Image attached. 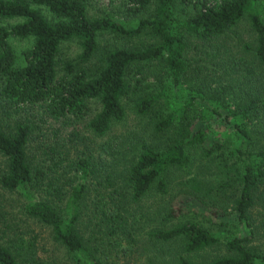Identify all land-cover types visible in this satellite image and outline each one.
<instances>
[{
  "label": "trees",
  "instance_id": "trees-1",
  "mask_svg": "<svg viewBox=\"0 0 264 264\" xmlns=\"http://www.w3.org/2000/svg\"><path fill=\"white\" fill-rule=\"evenodd\" d=\"M89 2L0 0V264H264V0Z\"/></svg>",
  "mask_w": 264,
  "mask_h": 264
},
{
  "label": "rangeland",
  "instance_id": "rangeland-1",
  "mask_svg": "<svg viewBox=\"0 0 264 264\" xmlns=\"http://www.w3.org/2000/svg\"><path fill=\"white\" fill-rule=\"evenodd\" d=\"M90 6H89V11L91 12H94V13H99L98 10L101 9L106 11H112L115 13V15H119L121 14V8L122 6L120 5V0H90L89 2ZM42 10V9H41ZM43 11V10H42ZM18 20L17 17L15 18H12V19H0V23H3V24H10L14 21ZM10 43L12 45V47L14 48V51L19 53L26 45H27V42L23 39H18V38H12L10 40ZM67 47L65 48V53H68V52H73V51H76V44L74 41H71L69 43H67ZM17 208V207H16ZM188 216V215H187ZM185 216V217H187ZM188 217H192V216H188ZM194 219H201L202 223L204 224H207V221H204L202 220L203 218L201 217H194ZM37 242V245L38 247H42L43 249H46L47 252H42L39 250V255L41 258L44 259L45 256H48V255H51L52 253H55L56 251L53 249L54 247L50 244H46L45 242L41 241V240H38L36 241Z\"/></svg>",
  "mask_w": 264,
  "mask_h": 264
}]
</instances>
